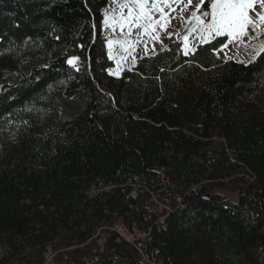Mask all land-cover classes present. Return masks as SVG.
<instances>
[{
  "label": "trees",
  "instance_id": "trees-1",
  "mask_svg": "<svg viewBox=\"0 0 264 264\" xmlns=\"http://www.w3.org/2000/svg\"><path fill=\"white\" fill-rule=\"evenodd\" d=\"M108 6L0 0V79L9 77L0 90V264H138L116 234L95 236L119 218L129 229L157 220L148 197L127 200L123 186L161 175L170 198L182 199L152 234L165 261L259 264L264 52L245 65L213 52L227 37L187 56L166 38L115 78Z\"/></svg>",
  "mask_w": 264,
  "mask_h": 264
},
{
  "label": "rangeland",
  "instance_id": "rangeland-1",
  "mask_svg": "<svg viewBox=\"0 0 264 264\" xmlns=\"http://www.w3.org/2000/svg\"><path fill=\"white\" fill-rule=\"evenodd\" d=\"M198 3L199 0H192V5L189 6L187 5V0H184V3L172 4L171 7L175 8V11L171 12L170 16L165 18L171 21L165 25L167 31L163 28L153 26L150 27L147 32L141 28H135L133 32L128 35L126 34L127 27L124 28V32L122 33L118 23L115 31L111 24L103 23V37L106 39L110 59L115 63V67L109 71L110 75L115 78H120L123 72L127 69H132L140 58L152 56L164 50L165 45L164 42L161 43V41L168 38L169 33H173L172 38L183 43L184 50L194 49L195 51L199 45L205 44L200 42V34L197 31L199 26L195 18H191V13L195 10V6ZM152 7H162V5H154ZM163 7L164 11L167 12L169 10L168 6ZM262 7L264 6L257 5L255 7V12H260ZM181 9H183V11H181ZM120 11L121 8L118 3H111L108 7L110 16L113 13L118 16ZM250 15L254 16V12L250 13ZM155 18L159 19L158 14ZM258 32L261 34H258L256 39H252L251 37H241L240 39L235 37L229 38L227 47L218 52L219 58L225 61L234 60L249 65L262 53L260 52L259 55L257 54L261 46L264 45V29H258ZM136 36H139L138 40L135 39ZM185 36H187V41H185ZM215 39H212L210 42ZM13 63V67L16 71L26 70V66H24L21 61L19 62L15 59ZM6 83H9L8 76H4L0 79V90ZM215 191L231 202H238V194L231 189H218ZM50 254L53 255L52 252H50ZM48 261H51V259L48 258Z\"/></svg>",
  "mask_w": 264,
  "mask_h": 264
},
{
  "label": "snow or ice",
  "instance_id": "snow-or-ice-1",
  "mask_svg": "<svg viewBox=\"0 0 264 264\" xmlns=\"http://www.w3.org/2000/svg\"><path fill=\"white\" fill-rule=\"evenodd\" d=\"M107 2L120 4L121 11L118 16L115 13L110 16L108 9H105L104 23L111 24L114 31L118 23L122 33L127 27L126 34L130 35L135 28H141L147 32L153 26L167 31L165 25L171 21L165 18L175 11L171 5L184 3V0H107ZM154 5H162V7L154 8L152 7ZM187 5H192V0H187ZM257 5L264 6V0H199L195 10L191 13V18H195L199 26L197 31L200 34V42L210 43L217 37L256 39L257 35L261 34L258 29H264V7L260 12H255ZM163 6H168L169 10L164 11ZM253 12L254 16L250 15ZM157 14L159 19L155 18ZM172 35L173 33H169L168 38L171 39ZM135 39L138 40L139 36ZM185 41H187V36H185ZM226 47L227 41H222L219 47L213 48V52L218 53ZM192 51L194 49L184 50V54L187 56ZM260 52H264V45L257 54L259 55ZM76 59L78 57H73L68 60V63L72 64Z\"/></svg>",
  "mask_w": 264,
  "mask_h": 264
},
{
  "label": "built area",
  "instance_id": "built-area-1",
  "mask_svg": "<svg viewBox=\"0 0 264 264\" xmlns=\"http://www.w3.org/2000/svg\"><path fill=\"white\" fill-rule=\"evenodd\" d=\"M99 186H103V184L100 183ZM168 186H170V183L165 175H161L159 182L146 181L140 177L129 180L128 184L125 187L123 186L124 193H129L126 199L138 201L143 196L148 197L149 205L147 209L158 215V219L152 222L148 218L145 219V229L135 222L133 227L129 229L123 225V219L119 218V221L112 227L100 229L95 239H99L103 231H109L117 235L118 243H128L135 249L138 264H171L165 261L158 249L151 247L154 228L157 227L158 231H160L161 227L164 228L168 217L175 212L174 205L176 206L182 203L181 198H178L177 202H174L170 198ZM103 188L106 191L110 190L105 189L104 186ZM105 242V239L98 240V245L102 247ZM257 259L259 264H264V247L258 249Z\"/></svg>",
  "mask_w": 264,
  "mask_h": 264
},
{
  "label": "crops",
  "instance_id": "crops-1",
  "mask_svg": "<svg viewBox=\"0 0 264 264\" xmlns=\"http://www.w3.org/2000/svg\"><path fill=\"white\" fill-rule=\"evenodd\" d=\"M110 4H111V3H110ZM110 4H109V6H110ZM109 6H108V7H109ZM108 7H107L106 9H108ZM104 12H105V10H104Z\"/></svg>",
  "mask_w": 264,
  "mask_h": 264
},
{
  "label": "bare ground",
  "instance_id": "bare-ground-1",
  "mask_svg": "<svg viewBox=\"0 0 264 264\" xmlns=\"http://www.w3.org/2000/svg\"><path fill=\"white\" fill-rule=\"evenodd\" d=\"M96 192V191H95Z\"/></svg>",
  "mask_w": 264,
  "mask_h": 264
}]
</instances>
